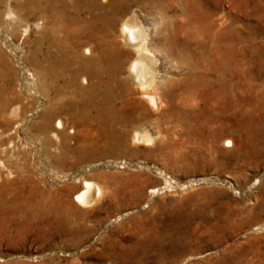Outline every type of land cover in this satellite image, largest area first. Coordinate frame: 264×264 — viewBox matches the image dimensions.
Here are the masks:
<instances>
[{
    "label": "rangeland",
    "instance_id": "rangeland-1",
    "mask_svg": "<svg viewBox=\"0 0 264 264\" xmlns=\"http://www.w3.org/2000/svg\"><path fill=\"white\" fill-rule=\"evenodd\" d=\"M29 1L6 0L0 5V100L7 102L6 111L0 113V130L7 128L2 134L6 146L28 153L24 161L16 160L18 164L27 161L23 164L27 170L8 176L21 189L12 186L0 195V264H264L261 145L260 155L247 159L245 150L236 152L224 145L227 135L218 140L191 135L183 124L171 119L165 129L151 125L153 142L142 145L134 154L97 155L72 166L78 158L73 151L60 167L70 175L53 173L54 168L59 170L57 162L46 157L41 140L35 138L40 133L43 112L50 106L39 65L31 58L33 40L41 35V29L32 27L33 17L24 5L23 10L15 8L17 3ZM202 2L207 8V57L217 55L216 48L229 46L211 36L223 30L239 38L232 46L240 58L244 54L249 60L244 68L255 67L254 50L264 47V0ZM8 4L15 9L10 18ZM137 11L154 34L157 20L143 9ZM245 30L249 31V40L243 41ZM217 74L216 69L208 70L207 80H215ZM258 81L254 83L258 85ZM62 94L68 100L72 98L70 88H64ZM256 94L264 96L259 91ZM52 95L54 101L56 95ZM67 132L72 147L79 142L86 145L78 139L77 131L70 128ZM217 144L222 152L220 161L214 163L211 151ZM239 155L242 158H237ZM136 174L142 175L136 180L144 185L145 193L138 203H128L131 191L138 188L133 177ZM83 178L106 186V193L96 204L86 205L74 198ZM23 184H27L26 190H22ZM116 187L123 189L121 194L117 195ZM16 191L20 193L19 202L12 204L10 198ZM29 192L34 197L26 207L22 201ZM56 197L59 201L70 198L72 210L49 208L46 202ZM160 233H164L161 241L157 236Z\"/></svg>",
    "mask_w": 264,
    "mask_h": 264
},
{
    "label": "bare ground",
    "instance_id": "bare-ground-1",
    "mask_svg": "<svg viewBox=\"0 0 264 264\" xmlns=\"http://www.w3.org/2000/svg\"><path fill=\"white\" fill-rule=\"evenodd\" d=\"M5 2L0 0V5ZM203 4L202 0H30L26 4L17 3V10L24 8L32 15V27L41 29V35L31 39V58L39 65V76L44 78L50 106L43 112V121L38 127L40 133L35 138L41 140L46 157L57 162L59 170L52 169L56 176H61L60 172L64 173L63 177L70 175L60 167L73 151L78 158L70 163L72 166L97 155L134 154L142 145L153 142L151 125L165 129L171 119L183 124L191 135L216 140L227 135L224 145L236 152L245 150L247 159L260 155L259 146L264 149V96L257 97L256 92L264 93V47L254 50L255 67L245 66V74L244 64L249 60L244 54L240 58L232 46L233 41L239 39L237 35L233 37L223 30L210 31L212 37L229 46H220L215 50L217 55L207 57V8ZM8 7L10 18L15 9L9 4ZM138 9L157 20L154 34L142 22ZM248 37L249 31L245 30L241 38L245 41ZM207 69L217 70L215 80H207ZM257 80L258 85L254 83ZM64 88L71 89V99L62 94ZM53 92L54 101L51 100ZM6 104L0 100V113L6 111ZM67 127L77 131L78 139L86 145L79 142L77 147H72ZM5 129L0 130V195L6 188L20 187L16 188V182L9 181L8 176L27 170L23 165L27 161L20 164L16 161H24L27 150L6 146L2 137ZM92 129L94 133H90ZM220 151L218 144L213 147L212 162L220 161ZM141 176L133 175L138 188L131 191L133 199L129 198L128 203H138L143 198L145 188L138 183ZM26 185H22V190H26ZM105 187L83 178L74 198L86 205L96 204L106 193ZM122 191L121 187L117 188V195ZM15 194L10 198L12 204L20 198L19 191ZM26 195L22 205L27 207L34 196L31 192ZM59 200L56 197L46 204L56 210H72L70 198ZM163 235H157L159 241ZM173 237L178 238L176 234Z\"/></svg>",
    "mask_w": 264,
    "mask_h": 264
}]
</instances>
